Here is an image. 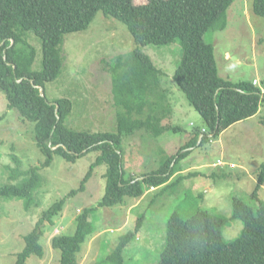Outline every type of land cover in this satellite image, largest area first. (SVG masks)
Instances as JSON below:
<instances>
[{"label": "rangeland", "instance_id": "rangeland-1", "mask_svg": "<svg viewBox=\"0 0 264 264\" xmlns=\"http://www.w3.org/2000/svg\"><path fill=\"white\" fill-rule=\"evenodd\" d=\"M146 2L135 0L136 4ZM252 4L253 0H234L226 14L225 28L218 24L210 29L205 41L214 47L220 77L232 82L256 80L264 90V18L253 12ZM32 41L37 47L32 69L39 71L43 53L40 43L34 38ZM136 48L149 55L164 73L150 97L156 107L152 112L155 133L140 130L122 139L126 178L155 171L186 147L197 131L203 130L208 140L202 146L198 142L188 148L190 153L179 163L183 171L169 181L175 186L149 189L141 199L125 197L122 204L112 207L100 206L107 186L105 164L96 166L79 189L99 152L90 151L73 163L53 153L51 165L44 166L46 157L37 146L35 123L23 120L0 91V187L21 185L32 167H38L41 180L29 202L21 197H0V264H15L26 246L25 237L38 226L43 213L63 199V211L54 224L44 222L40 227L43 258L32 255L26 264H59L61 252L52 247V239L74 235L77 217L87 208H96L91 217L96 233L83 245L78 264H115L108 257L122 237L135 231L141 217L140 230L124 250V264H159L167 222L173 213L189 218L198 210H209L229 219L234 198L258 205L252 193L258 169L264 163L263 109L217 138L209 135L204 119L173 80L183 52L178 42L139 46L123 22L102 12L87 30L67 34L61 73L45 84L46 98L52 104L63 98L71 101L65 125L75 131L118 132V120L125 111L117 103L107 63ZM74 190L77 192L71 194ZM258 195L264 204V185ZM242 230L240 220H230L223 230L224 240H235Z\"/></svg>", "mask_w": 264, "mask_h": 264}, {"label": "trees", "instance_id": "trees-1", "mask_svg": "<svg viewBox=\"0 0 264 264\" xmlns=\"http://www.w3.org/2000/svg\"><path fill=\"white\" fill-rule=\"evenodd\" d=\"M233 1L147 0L136 4L135 0H0V91L6 95L8 106L17 109L23 120L35 123L37 146L46 157L43 165H51L53 153L73 163L90 151L99 152L79 189H83L96 166L105 164L107 186L100 206L112 207L122 204L125 197L141 199L149 189L167 190L175 186L169 181L183 171L179 163L190 153L188 148H194L198 142L202 146L209 138L203 130L197 131L186 147L168 157L155 171L126 178L122 139L140 130L155 133L152 112L156 107L150 97L164 73L139 48L107 63L117 103L125 111L119 117L118 132L75 131L65 125L71 101L63 98L52 104L46 95L41 96L39 87L45 94V84L60 75L65 36L87 30L99 12L123 22L139 46L177 42L181 45L183 52L173 80L204 119L209 135L219 137L232 125L257 115L260 108V122L264 125V90L256 80L232 82L220 77L214 47L205 41L210 29L218 24L225 28ZM252 9L264 18V0H253ZM32 38L40 43L43 53L39 71L32 69L37 57ZM27 175L21 185L1 186L0 197H21L29 202L41 182L38 167H32ZM263 185L264 163L258 169L252 193L258 205L234 198L229 219L209 210H198L189 218L173 213L167 222L159 264H264V204L258 195ZM64 205L65 199L60 200L43 213L38 226L25 237L26 246L15 264H26L32 255L43 258L40 227L44 222L54 224ZM95 209L87 208L77 217L74 235L53 237L52 247L61 252L59 264H78L83 245L96 233L91 219ZM142 219L134 232L121 238L108 259L115 264L125 263L124 250L136 237ZM230 220H240L243 230L235 240L227 242L223 230Z\"/></svg>", "mask_w": 264, "mask_h": 264}, {"label": "water", "instance_id": "water-1", "mask_svg": "<svg viewBox=\"0 0 264 264\" xmlns=\"http://www.w3.org/2000/svg\"><path fill=\"white\" fill-rule=\"evenodd\" d=\"M39 89H40V92H41V96H44L45 94H44L43 88L39 87ZM56 109L58 110V105L56 106ZM54 149H56V148H54Z\"/></svg>", "mask_w": 264, "mask_h": 264}, {"label": "built area", "instance_id": "built-area-1", "mask_svg": "<svg viewBox=\"0 0 264 264\" xmlns=\"http://www.w3.org/2000/svg\"><path fill=\"white\" fill-rule=\"evenodd\" d=\"M255 83H257V81ZM263 93H264V91H263Z\"/></svg>", "mask_w": 264, "mask_h": 264}]
</instances>
